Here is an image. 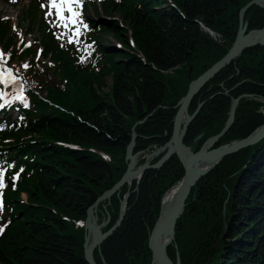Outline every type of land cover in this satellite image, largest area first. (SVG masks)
<instances>
[{
    "label": "trees",
    "instance_id": "16d2710c",
    "mask_svg": "<svg viewBox=\"0 0 264 264\" xmlns=\"http://www.w3.org/2000/svg\"><path fill=\"white\" fill-rule=\"evenodd\" d=\"M249 1L103 0L99 10L89 7L95 20L84 15L83 6L78 24L85 30L74 46L58 41L36 0L21 8L27 31L40 36L29 48L18 44L11 20L0 17V63L31 90L17 123L0 132L9 221L0 235V264H87L86 211L126 172L132 126L156 110L135 128L133 154L141 156L142 165L169 141L176 104L190 81L228 52L239 11ZM244 20L248 31L261 29L264 10L252 6ZM106 34L117 46L102 44ZM35 92L45 94V100ZM245 94L264 100L261 46L245 50L193 98L189 114L207 102L189 125L184 144L200 149L223 128L231 100ZM263 110L257 99L242 98L232 128L214 147L248 137L264 124ZM182 177L172 156L99 205L98 222L109 217L105 232L118 220L129 193L121 225L94 250L96 264H150L147 243L162 198ZM166 254L174 264L177 255L180 264H264V138L224 157L190 190Z\"/></svg>",
    "mask_w": 264,
    "mask_h": 264
},
{
    "label": "water",
    "instance_id": "95a60500",
    "mask_svg": "<svg viewBox=\"0 0 264 264\" xmlns=\"http://www.w3.org/2000/svg\"><path fill=\"white\" fill-rule=\"evenodd\" d=\"M252 6H256L264 10V0H251L243 6L238 14V31L236 38L229 48L228 52L208 70L191 80L186 94L177 102V112L173 119V129L169 141L162 147L154 150L148 156L143 165L138 166L137 154L133 155L135 140L137 134L135 128L150 119L156 110L146 115L143 119L134 123L131 128L130 141L126 147L125 161L127 162L126 172L121 179L109 190L104 191L95 202L87 209L86 217L84 219V243L83 254L84 260L87 264H96L93 253L95 249H99L100 245L111 236L121 225L125 213V204L129 197L126 193L121 202L120 213L116 223L107 231L103 229L109 222L108 216L100 223L97 222L98 206L105 201H108L124 184H130L140 181L143 173L147 170L160 169L165 163L169 161L172 156H175L183 169V177L176 187V194L173 202L167 207L163 208L161 203L160 213L158 219L150 232L148 238V250L151 255L150 264H174L167 256L166 249L173 243L175 235V226L178 219L181 217L185 207L186 200L190 190L226 156L235 154L247 147H250L264 138V124L257 127L248 137L232 141L228 144L214 147L218 141L232 128L234 123L235 110L242 98H253L264 104L263 99H258L252 95H242L231 100L228 117L224 123L221 131L210 137L205 143L194 151L190 146L184 144V138L189 125L198 115L202 106L207 102L206 100L200 103L192 114H189L188 108L193 98L203 89V87L213 79L223 68L235 61L245 50L261 46L264 48V26L261 29L248 31V21L244 20L245 13ZM201 27L211 36L215 37L213 32L209 29ZM224 94L227 95V92ZM159 109H165L160 106ZM202 135L198 136L194 143H197ZM162 157L155 163L150 161L162 154ZM166 194L164 195V197ZM163 197V198H164ZM226 203V202H225ZM226 226L224 228L226 229ZM224 232L220 235L218 241L214 244V248H218L221 240L224 237ZM180 264L179 257H176V263Z\"/></svg>",
    "mask_w": 264,
    "mask_h": 264
},
{
    "label": "rangeland",
    "instance_id": "374dc122",
    "mask_svg": "<svg viewBox=\"0 0 264 264\" xmlns=\"http://www.w3.org/2000/svg\"><path fill=\"white\" fill-rule=\"evenodd\" d=\"M45 2H43L45 4V7H46L45 13L48 14L49 12H51V15H50V17L52 19L51 21H52V23H54V27L58 31V34L61 35L65 32L70 31L71 26H72L71 16H69L67 13L63 12L64 19L62 20V19L58 18L56 15V10L54 8H52L50 5V0H45ZM27 3H28V0H19L17 5L11 6V5L7 4L4 0H0V15L12 18L14 24H18V27H20L22 29V31H25V30H27V25H26V22L21 21L20 16H21V8L23 6H25ZM99 8H100V5H98L97 10H99ZM87 15L88 16L91 15L90 10L87 11ZM111 19H115V15L112 16ZM31 33H34V32H31ZM34 37L39 39L40 36H38V34L36 32L34 34H30V36L28 34H25V40L33 39ZM102 41H103L102 44H105V45L109 44L108 46L115 45V40L109 34L104 35L102 37ZM0 53H1V51H0ZM15 90L18 93L20 92V90H21L20 83H17L15 85ZM263 113H264V110H263ZM146 158H147V156H146ZM2 188H0V190ZM22 199H25L24 195H22ZM2 217H3V212H2V210H0V220L2 219Z\"/></svg>",
    "mask_w": 264,
    "mask_h": 264
},
{
    "label": "snow or ice",
    "instance_id": "6c2138e0",
    "mask_svg": "<svg viewBox=\"0 0 264 264\" xmlns=\"http://www.w3.org/2000/svg\"><path fill=\"white\" fill-rule=\"evenodd\" d=\"M79 2L80 0H50V5L56 10L57 17L63 20V12L65 10L70 12L73 18L78 15V13L73 10L72 5L74 3L78 4ZM48 15H51V12H49ZM72 22H74V20ZM69 42L71 43L72 41L70 40ZM0 177H2V173H0ZM3 186V180L2 178H0V188H2ZM0 210H2V202H0ZM0 231H2V229H0Z\"/></svg>",
    "mask_w": 264,
    "mask_h": 264
},
{
    "label": "bare ground",
    "instance_id": "6f19581e",
    "mask_svg": "<svg viewBox=\"0 0 264 264\" xmlns=\"http://www.w3.org/2000/svg\"><path fill=\"white\" fill-rule=\"evenodd\" d=\"M177 187V186H176ZM176 187L173 188L170 192H168L163 200V208H167L172 202H173V199H174V196L176 194Z\"/></svg>",
    "mask_w": 264,
    "mask_h": 264
}]
</instances>
